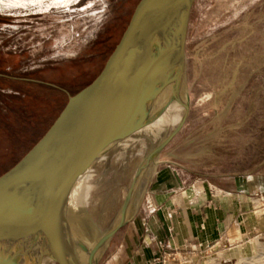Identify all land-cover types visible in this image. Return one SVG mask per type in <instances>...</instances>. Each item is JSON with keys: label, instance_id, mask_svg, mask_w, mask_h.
<instances>
[{"label": "rangeland", "instance_id": "1", "mask_svg": "<svg viewBox=\"0 0 264 264\" xmlns=\"http://www.w3.org/2000/svg\"><path fill=\"white\" fill-rule=\"evenodd\" d=\"M138 1L0 0V175L42 137L69 97L100 73ZM185 59L188 116L144 169L128 220L97 264L131 263L129 248L140 239L134 221L145 213L151 177L166 164L200 188L253 176L260 189L249 195L251 229L237 225L216 246L183 250L154 263L264 264V0H195ZM176 82L170 105L150 111L154 126L115 146L89 175L85 191L92 222L85 234L90 238L116 225L138 168L182 120ZM163 111L168 120L157 121ZM46 254L43 264H58Z\"/></svg>", "mask_w": 264, "mask_h": 264}, {"label": "water", "instance_id": "2", "mask_svg": "<svg viewBox=\"0 0 264 264\" xmlns=\"http://www.w3.org/2000/svg\"><path fill=\"white\" fill-rule=\"evenodd\" d=\"M194 2L139 0L100 73L90 84L69 97L46 133L0 175V252L30 242L26 238L35 234L37 236L32 239L36 241L30 243L32 246L29 248L41 246L42 252L51 250L46 254H49V261L84 264L81 254L91 251L85 240L75 239L72 235L76 222L82 225L77 227L78 232L85 234L90 219L85 191L89 175L115 146L154 121L155 118L150 116L151 109L146 110L143 117V112L139 116L135 109L149 81L157 73L153 66L161 63L156 53L167 43L171 46L169 57H177L183 64L181 92L186 73L185 39ZM176 103L183 107V118L176 129L147 155L146 163L154 160L183 126L189 111L187 94L185 102L180 96ZM142 165L128 189L118 222L105 237L106 243L128 220V206ZM55 204L60 205L61 215L66 218V231H59V227L54 225L49 232L45 226L52 217L51 210ZM40 220L44 225H35L36 232H31L30 226ZM60 232L65 235L63 238ZM52 248L57 254L60 252V256L64 253V259H57ZM14 262L10 256L0 253V264Z\"/></svg>", "mask_w": 264, "mask_h": 264}, {"label": "crops", "instance_id": "3", "mask_svg": "<svg viewBox=\"0 0 264 264\" xmlns=\"http://www.w3.org/2000/svg\"><path fill=\"white\" fill-rule=\"evenodd\" d=\"M180 172L166 164L151 177L142 205L145 213L133 224L140 239L138 246L129 248V264H155L158 257L183 250L198 252L218 245L237 225L252 228L247 204L249 195L260 189L253 176L200 188Z\"/></svg>", "mask_w": 264, "mask_h": 264}, {"label": "bare ground", "instance_id": "4", "mask_svg": "<svg viewBox=\"0 0 264 264\" xmlns=\"http://www.w3.org/2000/svg\"><path fill=\"white\" fill-rule=\"evenodd\" d=\"M161 48H162V50H161ZM161 48L156 53L157 54L156 58L158 60L161 59V63L158 66H156V65L153 66L154 71H156L157 73L149 81V86L144 91L142 99L140 100L141 102H139L140 104L137 106V109H135V110H138L137 113H139V116L143 112L142 117L144 116V113L148 109H151L150 111H153V113L155 114V112L164 109L165 105H170L171 101L173 100L174 97H176L175 95L177 94L178 85H177L176 81H178L179 87H180L181 77L183 75L182 74V72H183V66L182 65L183 64L181 63V59H178L177 57H175V58L169 57L170 56L169 51H171V50H169V48L171 49L170 44L167 43L166 46H162ZM175 54H177V52ZM161 66H163L164 69L161 70L160 69ZM181 87H182V89H181L180 95L185 102L187 92L185 89V83L184 82L182 83ZM173 102L175 104V101H173ZM130 112H133L132 109L130 110ZM165 113L166 112L163 111V114L160 115V118L159 117L157 118V121H167L168 117L167 118L165 117ZM154 123L151 124L149 127H153ZM152 160L153 159H151V161ZM144 161H143V165H142L143 168L140 169V174L136 180L137 183L140 180V177H142V174L146 173L144 170L146 168V166H149L151 163V161H149L148 163H146V161L145 162ZM78 205H80V204H78ZM129 206H131V202H130ZM60 210H61V207L58 204H55V207L51 210L52 217H51V219H49V221H47L45 223V226L47 225L49 232L53 230L54 225L59 227V229H60L59 231H66V229H65V219L66 218H64V216L61 215L62 210L61 211ZM88 214H89V211H88ZM89 216H90V214H89ZM88 221H89L88 224L89 223L91 224V222H92L91 216H90V219H88ZM66 223H67V221H66ZM73 224H75V222H73ZM35 225L40 227V226H43L44 223L42 222V220H40L37 223L32 224V226H30L29 230L30 231L34 230V232H36ZM76 226L79 228L82 227V225L79 226V224L77 222H76ZM73 228H75L74 225H73ZM76 228L74 229V235H72V236L75 239L80 240V238H82L83 240H85L87 247L91 251V252L84 251V253L81 254V261L84 264H87L89 262H91V264L95 263L96 261H98L100 255L102 254V252L104 251V249L107 245V243L105 242V237H106L108 232H106V231L102 232L99 230L98 232H96L94 237L90 238L89 236H87L83 233H79L78 232L79 228H77V229ZM86 228H88V227L86 226ZM85 231H87V230H85ZM59 235L62 238L65 236L61 232L59 233ZM31 236H32V238H35L37 235L34 234ZM32 238H30V236H29L28 238H26V240L30 241V242H26V243H22V244L17 245V246L5 248L0 253L2 255L10 256L12 259H14V261H16V262L11 263V264H40L39 262L42 263L44 261L43 255L45 253L50 252L51 250H46L45 252H42L41 246H39L38 248L35 247L34 249L29 248L32 246V245H30V243H32L33 241H36V239H32ZM52 251L54 252V254L56 253L55 257L57 259H64V256H65V255L63 256L64 253H61V256H60L59 255L60 252H58V254H57V252L55 250H53V248H52ZM16 253H18V254H16ZM19 254H21V255H19ZM18 255L20 256V258H17ZM46 262H47V260H46Z\"/></svg>", "mask_w": 264, "mask_h": 264}, {"label": "trees", "instance_id": "5", "mask_svg": "<svg viewBox=\"0 0 264 264\" xmlns=\"http://www.w3.org/2000/svg\"><path fill=\"white\" fill-rule=\"evenodd\" d=\"M45 133H46V132H45ZM45 133H44V134H45ZM44 134H43V135H44ZM43 135H42V136H43ZM19 160H20V159H19ZM10 168H11V167H10ZM10 168H9V169H10ZM9 169H8V170H9ZM6 171H7V170H6ZM6 171H5V172H6ZM2 174H3V173H2ZM2 174H1V175H2Z\"/></svg>", "mask_w": 264, "mask_h": 264}]
</instances>
